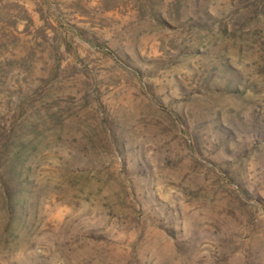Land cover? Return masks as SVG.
<instances>
[{
	"label": "rangeland",
	"instance_id": "374dc122",
	"mask_svg": "<svg viewBox=\"0 0 264 264\" xmlns=\"http://www.w3.org/2000/svg\"><path fill=\"white\" fill-rule=\"evenodd\" d=\"M0 264H264V0H0Z\"/></svg>",
	"mask_w": 264,
	"mask_h": 264
}]
</instances>
